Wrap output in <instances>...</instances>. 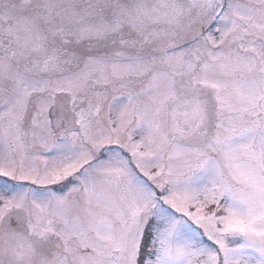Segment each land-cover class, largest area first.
<instances>
[{
	"label": "snow or ice",
	"instance_id": "6c2138e0",
	"mask_svg": "<svg viewBox=\"0 0 264 264\" xmlns=\"http://www.w3.org/2000/svg\"><path fill=\"white\" fill-rule=\"evenodd\" d=\"M0 264H264V0H0Z\"/></svg>",
	"mask_w": 264,
	"mask_h": 264
}]
</instances>
